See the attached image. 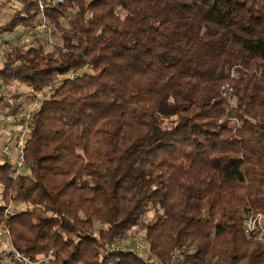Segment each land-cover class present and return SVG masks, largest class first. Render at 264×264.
Returning a JSON list of instances; mask_svg holds the SVG:
<instances>
[{"label":"trees","instance_id":"trees-1","mask_svg":"<svg viewBox=\"0 0 264 264\" xmlns=\"http://www.w3.org/2000/svg\"><path fill=\"white\" fill-rule=\"evenodd\" d=\"M46 15L54 44L31 33L0 63V88L38 97L22 172L0 154L11 245L47 264H264V0H61ZM37 17L18 1L0 38ZM134 229L150 260L106 252Z\"/></svg>","mask_w":264,"mask_h":264},{"label":"built area","instance_id":"built-area-1","mask_svg":"<svg viewBox=\"0 0 264 264\" xmlns=\"http://www.w3.org/2000/svg\"><path fill=\"white\" fill-rule=\"evenodd\" d=\"M21 1V0H15ZM36 2L38 17L35 22V25L29 29L28 33H24L19 38L18 43H25L29 40V36L31 33H41L46 41L48 46H52L54 44V36L55 31L53 27L50 25L49 20L46 15V10L49 6H57L61 3V0H33ZM51 87H48L46 91H49ZM38 105V97H35L32 104L28 107V111L23 115L25 118L24 124L21 126L22 128L19 130L17 134L12 136V138L0 145V154L5 156L7 159L13 161L15 165V176L20 174L25 166L23 149L24 144L27 139V128L26 123L31 119L32 114L34 113L36 107ZM13 153L15 154L13 157ZM6 213L9 212V209L6 208ZM253 222V226L251 227L249 223ZM257 220H247L245 223L246 233H250L253 231ZM5 240L7 243V247L0 252V256L2 258H6L10 260L14 264H47V260L44 258H36L32 259L29 256L19 252L16 250L9 241V231L6 228L0 227V240ZM144 249V242L138 238L129 237L127 240L115 241L110 244L106 252L107 253H117L118 251L127 252L134 251L139 254H142Z\"/></svg>","mask_w":264,"mask_h":264},{"label":"rangeland","instance_id":"rangeland-1","mask_svg":"<svg viewBox=\"0 0 264 264\" xmlns=\"http://www.w3.org/2000/svg\"><path fill=\"white\" fill-rule=\"evenodd\" d=\"M5 1L7 3L0 8V25L8 21L10 15L12 14V9H14L17 6V2H18L15 0H5ZM19 33L21 34L19 29H17L16 32H14L12 35H3L0 38V63L3 54H5V52L8 51L13 44H22V43H18L20 36ZM28 92L29 91L27 89L18 87L17 84H13V86L9 87L8 89L0 88V98L2 100V103H4V105H1L2 108L0 107V145L9 141L10 137L14 136V134H17L19 129H21L20 127L21 123L18 120L22 119V116L28 111V107L33 102V100L32 99L30 100V98L27 96L29 94ZM14 97H16V99H14ZM26 97L28 98L27 100L25 99ZM14 100H21V101H18V104L20 105L18 112L12 114L10 108L7 107V104H11V105L15 104ZM14 155L15 154L13 153V157ZM12 208L13 207L9 205L8 207L9 212L12 210ZM16 209H18V207H16ZM146 217L148 220H151V218L153 217V211L152 210L148 211ZM256 219L257 218H255V220ZM249 224L251 227L253 226V222ZM129 237L131 238L135 237L144 242L143 238H140L141 237L140 234L137 233L135 229L132 231V235H130ZM142 256L144 259L150 260V258L148 257V245L145 242H144V249L142 251ZM7 263L10 262L7 261Z\"/></svg>","mask_w":264,"mask_h":264},{"label":"crops","instance_id":"crops-1","mask_svg":"<svg viewBox=\"0 0 264 264\" xmlns=\"http://www.w3.org/2000/svg\"><path fill=\"white\" fill-rule=\"evenodd\" d=\"M7 242L5 241V240H0V252L1 251H3L7 246V244H6ZM7 259L6 258H3V263L2 264H14V263H12L10 260H7L8 262H10V263H7V261H6Z\"/></svg>","mask_w":264,"mask_h":264}]
</instances>
